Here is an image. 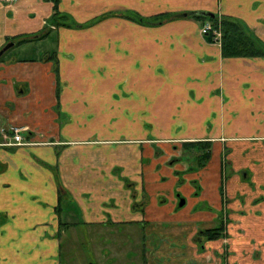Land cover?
<instances>
[{
  "label": "crops",
  "instance_id": "obj_1",
  "mask_svg": "<svg viewBox=\"0 0 264 264\" xmlns=\"http://www.w3.org/2000/svg\"><path fill=\"white\" fill-rule=\"evenodd\" d=\"M57 10L78 26L53 23V0H0V264H264V57H224L188 15L264 44V0ZM198 142L211 155L193 170L179 153Z\"/></svg>",
  "mask_w": 264,
  "mask_h": 264
},
{
  "label": "trees",
  "instance_id": "obj_2",
  "mask_svg": "<svg viewBox=\"0 0 264 264\" xmlns=\"http://www.w3.org/2000/svg\"><path fill=\"white\" fill-rule=\"evenodd\" d=\"M53 1V23L56 26H78V24L70 21L67 15L59 13V11L57 10V0ZM188 15L193 18L200 19L203 22L209 21L211 23V29L205 34V38L209 42H215V40H219L222 55L224 57H264V44L260 42L240 21L231 17L217 15H215L213 18H208L201 15L199 12L190 13ZM125 17L139 21L144 24H155L156 22H158L157 19H148L131 13L125 14ZM216 32L220 33L219 39L216 38ZM25 40H27V37L21 38L17 41L16 44L24 42ZM54 68H56V66ZM195 146L203 148V153L198 154L196 151H194V154L188 155L192 157V161L190 162L189 168L193 170L205 166L208 160L210 159L211 155L210 142L186 144V147L184 148L191 149ZM200 232L198 236V238H200L201 240L199 242L200 249H202L201 246L203 241L214 240L226 236L223 224H220L217 227L204 229Z\"/></svg>",
  "mask_w": 264,
  "mask_h": 264
},
{
  "label": "rangeland",
  "instance_id": "obj_3",
  "mask_svg": "<svg viewBox=\"0 0 264 264\" xmlns=\"http://www.w3.org/2000/svg\"><path fill=\"white\" fill-rule=\"evenodd\" d=\"M47 44H50V41H48L47 42ZM43 48V47H42ZM13 49V51L17 54V55H26V54H30V52H33L34 54H35V52L36 51H38L39 50V44H36V46H35V49H33V51L31 50V48H29V49H27L26 51H24L22 48H19L18 46H15L14 48H12ZM11 49V50H12ZM194 151H196L198 154H201V153H203L202 151H203V148H201V147H198V146H195L194 148H191V149H189V148H181V152L179 153L180 154V156H182L183 158H185V159H187L188 157V155L189 154H194ZM176 196H178V197H180V198H182L181 196V194L180 193H176ZM163 198L164 197H162L161 198V200H163ZM183 206V205H182ZM99 238H101V237H99ZM130 248H132V243H130ZM63 258H64V256H63ZM62 258V259H63ZM64 260V259H63ZM133 261H135V262H137V258H135V259H129L128 260V264H131ZM100 262V264H101V261H99ZM74 264H82V263H80V261L77 259V260H74ZM103 264V263H102Z\"/></svg>",
  "mask_w": 264,
  "mask_h": 264
},
{
  "label": "built area",
  "instance_id": "obj_4",
  "mask_svg": "<svg viewBox=\"0 0 264 264\" xmlns=\"http://www.w3.org/2000/svg\"><path fill=\"white\" fill-rule=\"evenodd\" d=\"M6 3H13L16 0H2ZM211 29V23L209 21H206L202 24L201 28H200V33L201 35L205 36V34ZM220 37V33L216 32V38L219 39ZM216 43H219V40H215ZM22 129L18 128V127H12L11 128V142L9 144H13V145H26L29 144L25 138L22 136L21 134Z\"/></svg>",
  "mask_w": 264,
  "mask_h": 264
},
{
  "label": "water",
  "instance_id": "obj_5",
  "mask_svg": "<svg viewBox=\"0 0 264 264\" xmlns=\"http://www.w3.org/2000/svg\"><path fill=\"white\" fill-rule=\"evenodd\" d=\"M201 15L208 17V18H213L215 16L214 13L211 12H199ZM13 42L7 43L6 45H4L1 49H0V57L11 47L13 46ZM184 204V199H180L179 201V205L182 206Z\"/></svg>",
  "mask_w": 264,
  "mask_h": 264
},
{
  "label": "flooded vegetation",
  "instance_id": "obj_6",
  "mask_svg": "<svg viewBox=\"0 0 264 264\" xmlns=\"http://www.w3.org/2000/svg\"><path fill=\"white\" fill-rule=\"evenodd\" d=\"M185 159V158H184ZM177 159H172V161H176ZM186 161H188L189 159L187 158V159H185ZM189 164V163H188ZM224 226V225H223ZM224 229H225V227H224ZM224 232H225V230H224ZM226 233V232H225ZM226 237V236H225ZM225 237H223V238H225Z\"/></svg>",
  "mask_w": 264,
  "mask_h": 264
}]
</instances>
